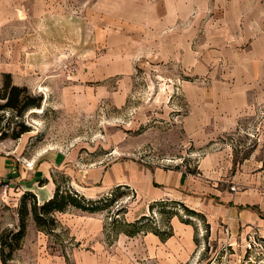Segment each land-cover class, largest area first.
I'll use <instances>...</instances> for the list:
<instances>
[{
  "label": "rangeland",
  "instance_id": "obj_1",
  "mask_svg": "<svg viewBox=\"0 0 264 264\" xmlns=\"http://www.w3.org/2000/svg\"><path fill=\"white\" fill-rule=\"evenodd\" d=\"M2 1L0 98L8 75L40 106L0 99V157L105 207L28 217L8 264H264L236 212L264 207V0ZM23 189L0 181V234Z\"/></svg>",
  "mask_w": 264,
  "mask_h": 264
},
{
  "label": "trees",
  "instance_id": "obj_2",
  "mask_svg": "<svg viewBox=\"0 0 264 264\" xmlns=\"http://www.w3.org/2000/svg\"><path fill=\"white\" fill-rule=\"evenodd\" d=\"M5 79L4 94L0 98L6 100L5 108L21 113L27 108L40 106L39 104L35 105L33 102L28 103L29 99L27 98L20 99V96L25 92V89L11 86L8 75L5 76ZM8 94L9 96L6 97ZM28 198H31L32 200V203L29 205L30 207H28L27 203ZM35 198V195L30 192L23 195L18 211L19 224L17 229L15 231H4L0 234L1 264H8L14 252L20 249L25 237L28 217H31L37 229L49 232L56 227V221L53 217L56 213H65L69 208H74L82 212L95 213L102 210V208H105L99 207L101 201L85 203L86 201L79 197L77 193L63 191L58 185L55 188L52 198L45 201L40 206L37 205ZM191 215L195 216V213H191Z\"/></svg>",
  "mask_w": 264,
  "mask_h": 264
},
{
  "label": "crops",
  "instance_id": "obj_3",
  "mask_svg": "<svg viewBox=\"0 0 264 264\" xmlns=\"http://www.w3.org/2000/svg\"><path fill=\"white\" fill-rule=\"evenodd\" d=\"M2 2L8 4L10 0H3ZM16 162L8 157H0V181H11L21 187H25L23 191L33 193L39 202H41L39 194H43V192L48 193L49 196H53L55 186L52 182V173H50V170L52 171L51 164L39 160L35 163V169H29V167H22V165H18ZM27 163L30 164V162ZM28 188H30V191ZM45 201L42 202L44 203ZM237 208H239L236 211L239 213V221H241L245 228L255 226L260 230H264V207L245 206ZM155 241L157 242V238Z\"/></svg>",
  "mask_w": 264,
  "mask_h": 264
}]
</instances>
